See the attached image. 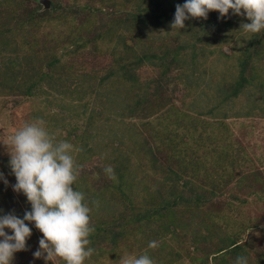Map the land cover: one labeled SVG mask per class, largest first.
<instances>
[{
	"label": "rangeland",
	"instance_id": "rangeland-1",
	"mask_svg": "<svg viewBox=\"0 0 264 264\" xmlns=\"http://www.w3.org/2000/svg\"><path fill=\"white\" fill-rule=\"evenodd\" d=\"M185 2L0 0V215L31 211L8 152L43 119L79 149L84 264H264V30L231 10L171 28ZM28 226L11 264H63L34 258L42 234Z\"/></svg>",
	"mask_w": 264,
	"mask_h": 264
},
{
	"label": "clouds",
	"instance_id": "clouds-1",
	"mask_svg": "<svg viewBox=\"0 0 264 264\" xmlns=\"http://www.w3.org/2000/svg\"><path fill=\"white\" fill-rule=\"evenodd\" d=\"M230 10L233 15L243 14L250 21L242 23L241 30L250 33L264 30V0H186L183 5H176L170 26L182 29L186 20H206L213 11L224 18ZM10 141L9 167L16 179L13 191L23 193L31 211H26L23 218L14 212L0 215V264H11L14 253L29 250L26 243L32 234L29 224H34L42 234L33 253L35 259L59 258L63 264H84L94 252L88 239L94 227L90 226L91 209L84 202L85 194L73 188L81 166L72 152L79 149L67 141H57L43 119L25 123ZM104 171L109 178L116 179L112 166H106ZM0 180L7 185L3 173ZM5 229L12 234H7ZM148 246L154 249L158 243L153 240ZM115 264H154V261L147 254L129 255L120 257ZM235 264H247V258L238 256Z\"/></svg>",
	"mask_w": 264,
	"mask_h": 264
},
{
	"label": "trees",
	"instance_id": "trees-1",
	"mask_svg": "<svg viewBox=\"0 0 264 264\" xmlns=\"http://www.w3.org/2000/svg\"><path fill=\"white\" fill-rule=\"evenodd\" d=\"M241 87V85H230V94L231 95H237L238 91H239V88Z\"/></svg>",
	"mask_w": 264,
	"mask_h": 264
}]
</instances>
